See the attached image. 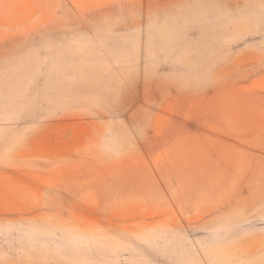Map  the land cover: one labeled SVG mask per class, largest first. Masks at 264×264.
Segmentation results:
<instances>
[{"label": "rangeland", "instance_id": "1", "mask_svg": "<svg viewBox=\"0 0 264 264\" xmlns=\"http://www.w3.org/2000/svg\"><path fill=\"white\" fill-rule=\"evenodd\" d=\"M0 264H264V0H0Z\"/></svg>", "mask_w": 264, "mask_h": 264}]
</instances>
